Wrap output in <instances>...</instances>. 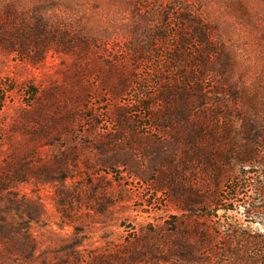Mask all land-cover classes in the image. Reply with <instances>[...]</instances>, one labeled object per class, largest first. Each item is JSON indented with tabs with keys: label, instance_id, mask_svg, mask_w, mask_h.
Here are the masks:
<instances>
[{
	"label": "rangeland",
	"instance_id": "obj_1",
	"mask_svg": "<svg viewBox=\"0 0 264 264\" xmlns=\"http://www.w3.org/2000/svg\"><path fill=\"white\" fill-rule=\"evenodd\" d=\"M185 25L208 27L231 64L204 81L190 123L161 101L201 46L172 68ZM3 96L0 189L29 214L1 197L25 229L0 264H264V150L248 168L227 160L245 158L246 134L264 149V0H0ZM196 120L217 137L202 143L211 162L180 139ZM192 225L207 234L188 242L195 262L171 248Z\"/></svg>",
	"mask_w": 264,
	"mask_h": 264
},
{
	"label": "trees",
	"instance_id": "obj_2",
	"mask_svg": "<svg viewBox=\"0 0 264 264\" xmlns=\"http://www.w3.org/2000/svg\"><path fill=\"white\" fill-rule=\"evenodd\" d=\"M183 20H185L186 22L197 23L195 19H190L188 16H184ZM185 26L186 27L184 31L179 32V35L177 37L178 44L175 47V49L172 50V53L169 58V62L172 68L175 69L177 68L176 63L180 62V58H182L181 55L184 56L185 48H188V46H192L190 40H192L193 38L197 39V42H199L201 46L199 52L194 55L195 57H193L192 61L187 60L189 58L186 57L187 58L186 62L187 63L191 62L190 63L191 66L190 67L187 66L185 71H183L182 73L183 82L182 81L180 82L179 80V83L178 82L175 83L176 81L173 82L169 79L167 80L165 79L166 81H163V83H161L163 84L162 89L164 90V95L162 96L161 101L167 105H172L175 103L180 104V106L183 105V107L180 108V115L178 116V119L181 120V122L187 123L188 121V123H190L191 121H189L190 119L189 113L192 110L200 109L202 106L205 105V101L208 100L206 93H204L203 91L202 84L204 83V81L207 78H209V76L210 78H214L217 73H220V75L226 77L227 73L229 72L231 64L225 54L218 52L217 49L218 45H216L212 41L210 29L208 27L205 26L204 28L201 25H185ZM186 35L189 36V39L185 37ZM157 36L159 37L161 35H157ZM64 38L66 37L64 36ZM37 39H38L37 44H40L42 46L46 44L41 42L44 40H42L40 36H38ZM65 47L66 49H64L63 51L69 52L70 51L69 47L67 45H65ZM52 48L55 47L52 45ZM55 50L57 49L55 48ZM214 56L215 59H213ZM210 67H212V69H209ZM224 81L226 80L225 79L222 80V82H220V85H224ZM182 84H185V86L182 87L181 86ZM190 86H192L193 91L197 93L196 97L192 98L193 95ZM4 101L5 99L3 96L2 99L0 100V104ZM198 115H199L198 116L199 117L198 121H199L203 119L206 120L209 114L201 115L200 113ZM165 117L167 118V116H165L164 114L162 118L165 119ZM198 121L197 120L195 121V131L192 130L194 131V135L180 137V139H182L185 145L192 144L194 152L197 158H199V160L204 159L207 162H211L210 153H206L202 151L204 150L202 143L204 141L209 142V140L215 141L217 137L214 134H212L210 131H208L209 128L208 129L203 128V125H206V123L201 124L200 122L198 123ZM201 122L203 123L204 120ZM254 137L255 135L246 134L245 142L247 145L245 149V153H246L245 158L240 159L239 155H233V156L231 155V156H227L228 159L227 158L226 159L230 160V162H234V161L241 162L242 166L245 168H248L250 167V165L257 162L258 158L261 156L262 153L261 151H263L264 149L263 147L258 146V149H260V151H258L259 153H254V151L251 150L252 148L251 145H253ZM256 138H259V135H256ZM249 148L250 150H248ZM221 158L224 157L221 156ZM9 188H13V187H8V188L5 187L4 189H0V201L2 196H5V198L8 196L10 197L8 203H12V206H14V208L17 211L21 210L29 214V211H27L28 209H26L22 203L17 204L15 199H12L14 196ZM234 190L235 191H234L233 199H230V202H232V204L236 203L239 196L241 195L239 187L235 188ZM261 208L264 211V206ZM193 209H194V205L191 203V201L186 200V202L182 207V210L187 212H193ZM216 209L217 210L224 209L226 213L236 210L234 205H231V207L228 208H224L222 207V205H217ZM19 225L20 224H18V226ZM18 226L14 222H10L9 218L7 217V213L1 210L0 211V243L7 246L10 245L12 241L14 242L16 236L20 237L21 231H23L22 229L25 228ZM182 228L183 226H181L178 229H175L172 232H175V234L177 235L182 234V238L185 239L186 243L184 244L180 243V245L179 243H177L176 245H172L171 247L172 252L175 256L178 257V259L187 260L189 262H195L198 260L197 257L198 252L196 250V247L188 248L189 247L188 242L190 241L191 238H199L200 236L205 238L207 237V234L203 235L202 233H200L201 228L195 225H192L191 226L192 229L190 230H186L185 228L184 229ZM208 239L210 240V237ZM5 249L7 250L8 253L11 252L10 249H7V247Z\"/></svg>",
	"mask_w": 264,
	"mask_h": 264
}]
</instances>
